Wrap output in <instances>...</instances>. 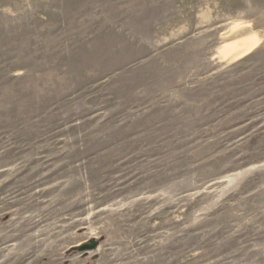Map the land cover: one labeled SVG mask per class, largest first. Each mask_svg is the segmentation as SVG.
<instances>
[{"label": "rangeland", "instance_id": "obj_1", "mask_svg": "<svg viewBox=\"0 0 264 264\" xmlns=\"http://www.w3.org/2000/svg\"><path fill=\"white\" fill-rule=\"evenodd\" d=\"M0 264H264V0H0Z\"/></svg>", "mask_w": 264, "mask_h": 264}, {"label": "bare ground", "instance_id": "obj_2", "mask_svg": "<svg viewBox=\"0 0 264 264\" xmlns=\"http://www.w3.org/2000/svg\"><path fill=\"white\" fill-rule=\"evenodd\" d=\"M252 47L254 48L253 41L248 40L247 42H244V43L241 42V43H235V44H225V45H222L218 49H219L220 58H222L223 61L225 62L230 59H235L236 57H242L249 50H251Z\"/></svg>", "mask_w": 264, "mask_h": 264}, {"label": "water", "instance_id": "obj_3", "mask_svg": "<svg viewBox=\"0 0 264 264\" xmlns=\"http://www.w3.org/2000/svg\"><path fill=\"white\" fill-rule=\"evenodd\" d=\"M96 248H97V243L92 240L90 241V243L78 247L77 250L79 252H89L95 250Z\"/></svg>", "mask_w": 264, "mask_h": 264}]
</instances>
